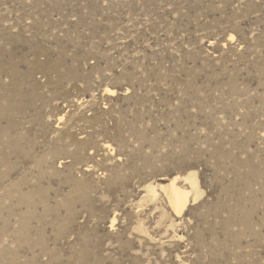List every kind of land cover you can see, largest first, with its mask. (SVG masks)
Masks as SVG:
<instances>
[{"label":"rangeland","instance_id":"rangeland-1","mask_svg":"<svg viewBox=\"0 0 264 264\" xmlns=\"http://www.w3.org/2000/svg\"><path fill=\"white\" fill-rule=\"evenodd\" d=\"M0 264H264V0H0Z\"/></svg>","mask_w":264,"mask_h":264},{"label":"bare ground","instance_id":"bare-ground-1","mask_svg":"<svg viewBox=\"0 0 264 264\" xmlns=\"http://www.w3.org/2000/svg\"><path fill=\"white\" fill-rule=\"evenodd\" d=\"M108 92L113 91V89L111 90L110 88L107 89ZM115 92L113 91L112 94H114ZM109 94V93H108ZM108 147V146H107ZM186 178V181L189 180L190 185H192V191H190L191 189L188 188L185 189L184 187H181V185H178V179L179 178H173L171 180V182L169 184L163 185L161 186V190H163L164 194L167 195L168 200L172 206V208L176 211V213L180 214L182 213L183 209L186 207L187 204H189V197H190V193L193 191H197L198 190V182H197V178L195 177V175H189L188 177H184V179ZM162 185V184H161ZM159 187V186H158ZM157 187V188H158ZM148 188L154 192V194L156 193L155 186L153 187L152 185H148ZM194 189V190H193ZM150 191V192H151ZM195 193V192H194ZM199 193V192H198ZM157 194V193H156ZM197 194V193H196ZM195 195V194H194ZM192 197V196H191ZM196 198V197H195ZM115 220V219H114ZM113 220V221H114Z\"/></svg>","mask_w":264,"mask_h":264}]
</instances>
